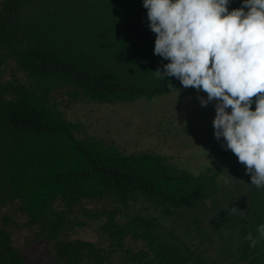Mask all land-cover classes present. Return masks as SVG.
I'll return each instance as SVG.
<instances>
[{"label": "trees", "instance_id": "trees-1", "mask_svg": "<svg viewBox=\"0 0 264 264\" xmlns=\"http://www.w3.org/2000/svg\"><path fill=\"white\" fill-rule=\"evenodd\" d=\"M154 40L142 0H0V264H264L245 239L264 188L226 201L213 169L124 151L65 111L196 90L156 75Z\"/></svg>", "mask_w": 264, "mask_h": 264}, {"label": "clouds", "instance_id": "clouds-1", "mask_svg": "<svg viewBox=\"0 0 264 264\" xmlns=\"http://www.w3.org/2000/svg\"><path fill=\"white\" fill-rule=\"evenodd\" d=\"M142 0L155 33L153 53L167 62L157 76L193 87L201 105L215 100L214 136L264 188V0ZM254 98V99H253ZM253 103L255 107H252ZM250 244L264 240V221Z\"/></svg>", "mask_w": 264, "mask_h": 264}, {"label": "rangeland", "instance_id": "rangeland-1", "mask_svg": "<svg viewBox=\"0 0 264 264\" xmlns=\"http://www.w3.org/2000/svg\"><path fill=\"white\" fill-rule=\"evenodd\" d=\"M199 96H206V93L182 88L152 98L141 97L118 104L89 102L81 108L80 103H72L65 111L72 117L85 114L83 119L89 133L112 142L116 140L124 151L154 146L168 156L172 153L185 156L178 159L179 167L196 168L198 173L213 169L220 194L229 201L233 198L232 191H240L239 188L246 186L251 188V177L245 172V165L224 145L223 138L214 136L212 120L215 100L202 106ZM103 109H106V114L100 113ZM162 110L166 118H163ZM161 121H164L163 125L159 123ZM193 152L197 155L196 159H193ZM188 155L191 159L186 157ZM169 158L171 162L175 160L172 156ZM215 168H222L223 171L217 173ZM88 203L92 207L101 205L98 200ZM144 205L148 206L149 201L144 200ZM174 217L162 216L161 219L172 227L177 222Z\"/></svg>", "mask_w": 264, "mask_h": 264}]
</instances>
